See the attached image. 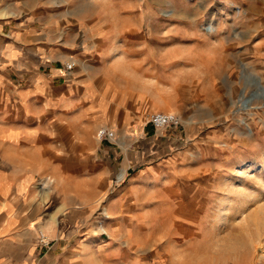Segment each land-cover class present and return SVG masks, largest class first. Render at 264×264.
<instances>
[{"label":"rangeland","instance_id":"obj_1","mask_svg":"<svg viewBox=\"0 0 264 264\" xmlns=\"http://www.w3.org/2000/svg\"><path fill=\"white\" fill-rule=\"evenodd\" d=\"M117 3H112L115 9ZM122 3L132 15L129 19H137L141 27L127 34L131 38H122L127 49L117 50L116 55L126 63L118 65L117 72H135V82H150L158 91L159 87L164 90L161 100L166 108L153 111L173 113L179 124L154 128L145 122L153 111L145 113L142 122L152 127V135L160 129L176 137V145L167 150L163 146L167 151L163 156L175 158L169 170L173 177L166 188L153 189L152 198L143 202L141 224L108 225L103 192L86 205L88 210L80 203L71 205L78 209V219L87 221L59 245L48 243L49 248H40L39 232L49 242L42 230H37V236L31 231L33 237L28 239L35 244L36 237L37 253L48 249L75 255L82 245H92L101 264H251L252 246L258 244L259 235L264 238V215L256 220L253 216L260 206L257 199L246 195L226 199L229 220L233 212L241 211L247 219L242 225L238 218L224 228L217 209L233 184L245 183L247 192L264 199L262 186L248 181L259 171L264 182V0H143L140 17L135 16L139 7L130 6L136 1ZM108 5L64 7L68 11L78 8L84 15ZM112 132V140L100 141L116 147L119 140L124 145L122 135ZM4 154L0 147L3 181L29 173L30 166L18 160L16 153L11 152L13 160L5 163ZM147 157L151 155L137 167L145 165ZM118 175L108 191L123 184ZM43 176L33 173L22 193L35 207L41 203L46 207L44 195H50L51 184L44 190L41 186L50 177ZM12 186L9 183L7 190L14 194ZM8 235L0 232L4 249L9 248ZM83 257L89 264H100L89 253ZM254 264H264V260Z\"/></svg>","mask_w":264,"mask_h":264},{"label":"crops","instance_id":"obj_2","mask_svg":"<svg viewBox=\"0 0 264 264\" xmlns=\"http://www.w3.org/2000/svg\"><path fill=\"white\" fill-rule=\"evenodd\" d=\"M130 1L137 2L130 6L139 7L135 16L140 17L143 0H0V147L4 163L13 160V152L30 166L11 182L0 177V232L9 233V248L0 245V264H89L85 253L100 263L92 245H82L75 255L37 253L36 237L34 244L28 236L42 230L49 244L59 245L87 221L78 219L71 205L89 208L103 192L108 225L141 224L143 202L173 177L175 158L163 154L176 145V137L160 129L152 135V127L142 122L145 113L166 108L164 90L135 82V72H117L126 63L116 55L127 49L122 38L141 27L122 3ZM99 2L109 5L84 15L64 7ZM73 57L78 64L65 73L63 63ZM101 126L121 134L124 145L93 137ZM148 154V162L137 167ZM33 173L52 178L50 195L43 194L46 207L23 198ZM116 175L123 184L110 192Z\"/></svg>","mask_w":264,"mask_h":264},{"label":"bare ground","instance_id":"obj_3","mask_svg":"<svg viewBox=\"0 0 264 264\" xmlns=\"http://www.w3.org/2000/svg\"><path fill=\"white\" fill-rule=\"evenodd\" d=\"M264 159V158H263ZM264 164V162H263ZM263 167V166H262ZM253 181L255 182V184H259L262 186V188L264 189V182H260L261 181V175L259 174V171L258 173L254 174V175H251L249 176V179L248 181ZM52 180L51 178H49L48 180L46 181H42L41 182V186H42V190L46 189L50 184H51ZM248 189L246 188V185L245 183H241V184H237V185H231V188H228L227 189V192L225 194V199H220L219 203L221 204V207H219L218 210V219L220 220V223L222 224V226L224 228L226 227H231L233 226L234 223H236V219H240L238 224H245L247 221L246 217H243V212L239 211V212H233V214H231V217L232 219L229 220V215H227L228 213L226 212V208L227 207V203H226V199H229L230 196H235V197H239L241 195H246V197H250L251 198H255L257 200H255L258 205L260 204L259 208H258V211H256L255 215L254 216V219L256 220V218H258V216H263L264 215V199L263 198H256V196L253 195V193L250 191V192H247ZM247 192V193H246ZM247 210H245L246 212ZM244 212V214H245ZM262 214V215H261ZM237 215V216H236ZM249 219V217H248ZM251 221V219H250ZM258 222H260V220H258ZM164 237V235H163ZM258 244L255 243V245L252 246L253 248V254H252V257H251V264L255 263L256 260H260V259H263L264 260V238H261V236L259 235L258 236ZM254 244V243H252ZM233 245H230V248L232 247ZM164 261H162L163 263Z\"/></svg>","mask_w":264,"mask_h":264},{"label":"built area","instance_id":"obj_4","mask_svg":"<svg viewBox=\"0 0 264 264\" xmlns=\"http://www.w3.org/2000/svg\"><path fill=\"white\" fill-rule=\"evenodd\" d=\"M75 64L73 59H69L64 61L63 63V71L67 73ZM146 123L151 124L154 128H162L166 127L167 125H178V118L170 112H161V111H153L146 115ZM94 137L100 141L102 138H106L108 140H112L113 132L111 129H107L103 126L99 127L95 133ZM38 241L39 243L46 247L48 245V240L46 236L42 233H38Z\"/></svg>","mask_w":264,"mask_h":264}]
</instances>
